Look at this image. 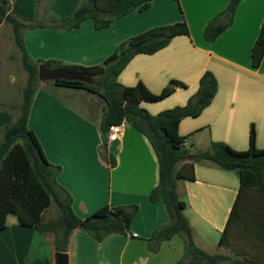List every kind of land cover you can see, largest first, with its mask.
<instances>
[{
    "label": "crops",
    "instance_id": "crops-1",
    "mask_svg": "<svg viewBox=\"0 0 264 264\" xmlns=\"http://www.w3.org/2000/svg\"><path fill=\"white\" fill-rule=\"evenodd\" d=\"M38 1L6 2L7 10L15 17L43 23L19 29L32 60L98 63L126 36L182 16L187 34L170 37L166 45L151 53L133 54L116 79L122 84L140 79L152 92H158L170 78L182 81L184 86H176L167 95L141 102L155 113L185 103L196 88L198 75L209 69L216 79V89L197 115H186L178 121L177 131L185 135L183 143L192 149H204L210 141L221 140L244 149L252 126L254 145L264 147V53L256 66L249 63V49L264 14V0H238L230 24L213 40L202 36L203 25L228 0H150L146 9L130 10L98 29L88 18L72 28L51 27V21L73 10L75 0L66 11L55 6L59 0ZM4 92L0 89V128L17 115L2 105ZM102 103L98 94L84 88L41 80L36 82L28 108L26 125L36 135L46 159L59 165L55 180L70 195V205L78 216H85L103 203L137 205L127 234L113 233L95 240L74 227L65 246L67 264H171L182 253L179 234L162 240L154 252L147 250L143 238L167 220L162 201L147 198L157 181L156 157L146 137L123 120L119 137L108 147L105 145L114 157V163L108 165L98 127ZM104 168L107 177L103 179ZM193 172L192 179H177L175 190L184 201L182 211L191 226L192 239L204 250L196 226L205 224L221 230L238 177L234 169L221 168L207 159L194 162ZM28 234H37L46 242L48 256L23 260L27 250L23 241ZM52 238V231L20 225L14 215L7 214L0 230V264H53Z\"/></svg>",
    "mask_w": 264,
    "mask_h": 264
},
{
    "label": "trees",
    "instance_id": "trees-1",
    "mask_svg": "<svg viewBox=\"0 0 264 264\" xmlns=\"http://www.w3.org/2000/svg\"><path fill=\"white\" fill-rule=\"evenodd\" d=\"M237 1L228 0L205 22L202 36L206 40H213L230 24ZM6 2L0 0V21L10 23L13 41L20 50L21 64L27 73L21 87L18 113L0 128V230L5 225L6 215L11 213L20 225L36 231H52L54 249L65 250L68 235L74 227L86 231L95 240L108 234L129 233V224L137 209L135 203H103L82 217L73 211L70 195L55 180L59 165L46 159L36 135L26 125L38 62L80 70L91 77L89 81L59 77L49 80L56 85L84 88L103 99L98 122L102 142L106 140L108 125L122 120L146 137L157 162V181L148 191L147 198L160 199L167 213V220L155 225L143 237L148 251H156L162 240L179 234L183 241L182 253L171 264H264V147L254 145L252 126L248 146L244 149L233 148L221 140L210 141L204 149H192L183 143L185 135L177 131L178 121L183 116L197 115L210 101L216 89L213 73L204 69L198 75L196 88L185 103L155 113L149 112L141 102L167 95L176 86H184L182 81L170 78L158 92H152L140 79L133 84H122L116 79L133 54L151 53L166 45L170 37L187 34L184 18L151 25L126 36L98 63L82 65L55 58L33 61L23 46L19 29L43 23L15 17L7 10ZM149 3L150 0H80L70 13L58 16L49 26L72 28L88 18L94 28H103L130 10L146 9ZM263 53L264 14L249 49L250 65L256 66ZM104 158L108 165L114 163L112 152L104 154ZM201 159L237 173L238 185L216 245L228 246L234 241L233 245L239 246L240 256L207 252L192 239L191 226L182 211L184 201L177 196L175 185L179 178L192 179L193 164ZM50 201L56 204L58 213L54 218L42 221L43 210Z\"/></svg>",
    "mask_w": 264,
    "mask_h": 264
},
{
    "label": "rangeland",
    "instance_id": "rangeland-1",
    "mask_svg": "<svg viewBox=\"0 0 264 264\" xmlns=\"http://www.w3.org/2000/svg\"><path fill=\"white\" fill-rule=\"evenodd\" d=\"M72 1L74 2V0H59L55 3V6L58 7V9H61L62 11H66L70 7ZM79 1L80 0H75L73 7ZM34 4H37V2H35ZM32 21H35V19ZM35 60L36 58H33V61ZM26 73V70L22 67L21 64L20 50L16 46L12 38L10 23L7 21H2V23H0V89L1 91H5L4 93H6V99L2 102V105L7 109L12 110V113L14 114L18 113L17 105L20 101L21 87L25 82ZM45 80L46 82H51L48 79ZM109 142L110 141L108 140L102 142L100 137V147L106 151L104 152L105 154H107L108 152H112L108 151L105 148V145H107V147L109 146ZM106 177L107 170L104 168L103 179ZM56 212L58 213L56 204L53 201H50L44 208L42 217L50 219L54 217ZM196 231L200 235V238L202 240L201 243H203L204 245V250L208 252H224L230 254L231 256H240L239 246L233 245V243L235 244L233 240V243L228 246L216 245V241L220 232L218 229H214L210 225L197 224ZM239 239L241 241H244V239H242L241 237ZM23 242L24 246L27 247V250L24 254V261L36 257L41 258L42 260L44 255L45 257L48 256V254H46L48 250L47 244L37 234L26 235Z\"/></svg>",
    "mask_w": 264,
    "mask_h": 264
},
{
    "label": "water",
    "instance_id": "water-1",
    "mask_svg": "<svg viewBox=\"0 0 264 264\" xmlns=\"http://www.w3.org/2000/svg\"><path fill=\"white\" fill-rule=\"evenodd\" d=\"M57 77L64 79L76 78L84 81L91 79L89 75L80 70L67 69L63 66H48L44 63L37 64L35 82ZM53 264H67V253L65 250H55L53 252Z\"/></svg>",
    "mask_w": 264,
    "mask_h": 264
},
{
    "label": "built area",
    "instance_id": "built-area-1",
    "mask_svg": "<svg viewBox=\"0 0 264 264\" xmlns=\"http://www.w3.org/2000/svg\"><path fill=\"white\" fill-rule=\"evenodd\" d=\"M123 126V120L119 123L109 124L106 130V140L112 141L119 137Z\"/></svg>",
    "mask_w": 264,
    "mask_h": 264
}]
</instances>
